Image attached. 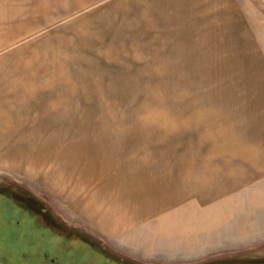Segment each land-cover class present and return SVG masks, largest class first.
<instances>
[{"label": "rangeland", "instance_id": "rangeland-1", "mask_svg": "<svg viewBox=\"0 0 264 264\" xmlns=\"http://www.w3.org/2000/svg\"><path fill=\"white\" fill-rule=\"evenodd\" d=\"M28 39L40 51L35 68L58 77L49 89L44 84L42 107L22 111L24 125L3 127L0 178L44 198L122 255L144 258L139 248L152 238L175 257L199 255L196 261L264 247V176L253 188L206 206L187 200L162 223L130 228L133 240L122 248L76 209L92 203L94 213L118 216L117 204L129 208L133 190L146 199L143 182L127 181L133 168L163 162L174 174L195 151H264V0L84 3ZM18 145L26 156L13 155ZM98 186L97 199L86 195ZM184 187L187 196L213 197Z\"/></svg>", "mask_w": 264, "mask_h": 264}, {"label": "crops", "instance_id": "crops-1", "mask_svg": "<svg viewBox=\"0 0 264 264\" xmlns=\"http://www.w3.org/2000/svg\"><path fill=\"white\" fill-rule=\"evenodd\" d=\"M103 1L106 0H0V142H3V127L25 124L21 117L22 111L25 113L28 109L42 107L44 84H48L49 89L53 85L52 79L58 77L57 73L53 75L49 71L44 75L41 70L35 68L34 62L40 58L37 57V52L40 51L37 47L35 48L34 44H30L31 39L28 37L35 34V30L46 29L49 23H57L64 17L68 19L77 13L84 3L91 5ZM263 112L261 113L264 114ZM230 128L227 126L225 130ZM237 143L235 140L230 145L232 144L237 149L239 146ZM21 151H23L21 145L11 150L14 156H26V149L23 153ZM173 169L177 170L174 174L171 172V167L163 165V162L156 166L133 168L130 176L126 177L127 181L134 178L138 185L139 182H143L145 186L142 189L146 190L147 198L141 200L138 188L133 190L135 191L134 197H130L129 208L126 207L127 209L123 210L124 203L117 204L119 206L118 216L115 210L113 213L112 209L107 210L106 208L94 213L90 209L91 207L95 209L92 203H79L76 209L80 211L85 221L97 229L109 243L120 245L128 240L132 242L133 238L126 234L130 228L143 223L153 225L173 207L187 200H194L200 206H206L229 197L232 195L230 192L232 190L257 186L255 184L260 182L264 176V151L250 154L232 149L195 151L193 160L182 161L181 165ZM189 170H193L194 174H189ZM139 173H145L146 177L138 176ZM188 182L200 190L211 191L210 195L213 197L204 198L201 191L185 195L184 186ZM154 183H158L157 188L154 187ZM170 186L174 187V191ZM220 189L226 191L218 195L215 191ZM98 190L99 186L86 195L97 199L101 194ZM128 193V191L125 192L129 197ZM88 215L95 217L93 222L97 225L89 220ZM162 219L158 223H162L164 221ZM152 228L149 227L150 233H152ZM158 230L159 233L167 234L165 228L160 230V225H158ZM155 241V238H152L146 246H140L139 252L144 253L145 256L144 258L137 257L138 260L163 264L190 263L198 260L199 255L187 258L175 257L176 250L160 247Z\"/></svg>", "mask_w": 264, "mask_h": 264}, {"label": "flooded vegetation", "instance_id": "flooded-vegetation-1", "mask_svg": "<svg viewBox=\"0 0 264 264\" xmlns=\"http://www.w3.org/2000/svg\"><path fill=\"white\" fill-rule=\"evenodd\" d=\"M0 264H163L122 255L65 221L44 198L0 178ZM181 264H264V247Z\"/></svg>", "mask_w": 264, "mask_h": 264}]
</instances>
